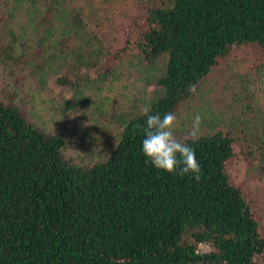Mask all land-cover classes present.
Instances as JSON below:
<instances>
[{
	"label": "trees",
	"instance_id": "trees-1",
	"mask_svg": "<svg viewBox=\"0 0 264 264\" xmlns=\"http://www.w3.org/2000/svg\"><path fill=\"white\" fill-rule=\"evenodd\" d=\"M16 1L34 6V35L17 47L14 31L4 33L9 14L0 9V65L11 77L25 79L27 70L41 79L51 74L59 86L80 93L104 76V43L83 5ZM142 4L136 37L122 54L135 48L147 71L146 83L154 86L144 101L150 114H176L196 95L189 85L197 92L237 48H249L257 73L264 70V0ZM13 83L0 94V264H264V229L230 174L241 157L257 162L264 178V115L253 104L241 111L254 117L208 120L198 139L186 141L202 169L197 182L146 162L142 109L118 118L102 157L76 162L65 153L66 135L33 120Z\"/></svg>",
	"mask_w": 264,
	"mask_h": 264
},
{
	"label": "rangeland",
	"instance_id": "rangeland-1",
	"mask_svg": "<svg viewBox=\"0 0 264 264\" xmlns=\"http://www.w3.org/2000/svg\"><path fill=\"white\" fill-rule=\"evenodd\" d=\"M77 3L83 5L89 26L104 43L101 58L104 76L82 92L74 93L59 86L54 75L41 79L40 72L31 74L27 70L25 79L18 74L11 77L0 65V94H4L1 92L4 85L14 84V79L18 83V100L32 119L63 132L67 139L65 153L76 162L90 163L102 157L110 146L119 129L118 118L128 111L142 109L154 86L146 83L147 71L142 70L136 49L129 48L122 54L126 41L136 37L144 11L142 0H77ZM0 9L9 14L4 33L14 31L17 47L33 41L30 22L33 5L26 1L0 0ZM252 56L249 48H237L206 76L196 95L177 110L178 138L190 127L196 113L205 118L202 130L208 120L231 122L233 115H240L238 119L254 117L252 110L241 111V105L246 102L264 115V70L257 73ZM91 77L95 78L96 73L91 72ZM241 95L239 104L234 101L230 105L234 97ZM251 129L252 124L247 123L245 131ZM230 170L232 178L251 200L264 229V178L259 174L258 163L237 157ZM199 250L206 251L209 247L200 244ZM261 259L264 260V255Z\"/></svg>",
	"mask_w": 264,
	"mask_h": 264
},
{
	"label": "clouds",
	"instance_id": "clouds-1",
	"mask_svg": "<svg viewBox=\"0 0 264 264\" xmlns=\"http://www.w3.org/2000/svg\"><path fill=\"white\" fill-rule=\"evenodd\" d=\"M189 92L196 94V86L189 85ZM142 113L147 117L142 140V152L156 169L170 174H178L183 178L191 175L199 182L202 177V169L196 159L194 148L186 141L196 140L202 134L204 117L196 113L185 130L184 135L178 138V119L175 113L167 112L161 116L159 113H151V105L142 108Z\"/></svg>",
	"mask_w": 264,
	"mask_h": 264
}]
</instances>
